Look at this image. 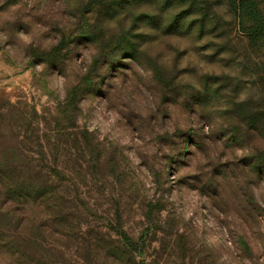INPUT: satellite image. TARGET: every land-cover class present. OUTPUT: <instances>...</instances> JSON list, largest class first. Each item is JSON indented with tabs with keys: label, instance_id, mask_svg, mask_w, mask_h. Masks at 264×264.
I'll use <instances>...</instances> for the list:
<instances>
[{
	"label": "rangeland",
	"instance_id": "obj_1",
	"mask_svg": "<svg viewBox=\"0 0 264 264\" xmlns=\"http://www.w3.org/2000/svg\"><path fill=\"white\" fill-rule=\"evenodd\" d=\"M0 96L33 264H264V0H0Z\"/></svg>",
	"mask_w": 264,
	"mask_h": 264
},
{
	"label": "trees",
	"instance_id": "obj_2",
	"mask_svg": "<svg viewBox=\"0 0 264 264\" xmlns=\"http://www.w3.org/2000/svg\"><path fill=\"white\" fill-rule=\"evenodd\" d=\"M255 32L247 31L252 36ZM14 109L10 102L0 96V252L18 264H33L37 261L31 262V254L24 247L30 243L23 236L28 224V208L31 203L37 202L40 207L47 205L56 197L58 190L52 189L48 173L35 170L25 172L24 163L13 160V152H20L17 148L1 146V142L9 136L10 140L15 137ZM15 206L21 207L18 214L15 213ZM12 230H15L13 237Z\"/></svg>",
	"mask_w": 264,
	"mask_h": 264
}]
</instances>
